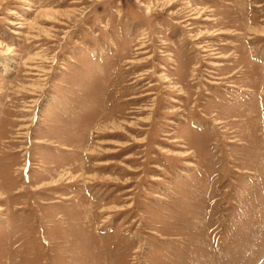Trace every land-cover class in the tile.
Listing matches in <instances>:
<instances>
[{
	"label": "rangeland",
	"instance_id": "374dc122",
	"mask_svg": "<svg viewBox=\"0 0 264 264\" xmlns=\"http://www.w3.org/2000/svg\"><path fill=\"white\" fill-rule=\"evenodd\" d=\"M0 264H264V0H0Z\"/></svg>",
	"mask_w": 264,
	"mask_h": 264
}]
</instances>
